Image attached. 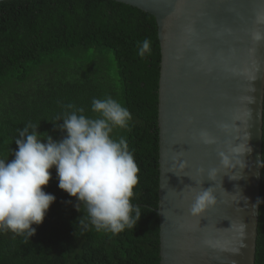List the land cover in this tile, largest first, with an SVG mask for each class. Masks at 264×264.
Returning a JSON list of instances; mask_svg holds the SVG:
<instances>
[{
    "label": "trees",
    "instance_id": "16d2710c",
    "mask_svg": "<svg viewBox=\"0 0 264 264\" xmlns=\"http://www.w3.org/2000/svg\"><path fill=\"white\" fill-rule=\"evenodd\" d=\"M144 39L151 51L141 58ZM160 69L156 18L139 8L114 0L0 2V158L14 159L18 130L28 122L59 140L65 133L50 121L63 116L65 105L94 117L93 98L111 96L132 114L129 128L113 136L126 139L138 164L132 203L142 213L135 229L117 235L77 231L84 209L59 188L53 168L45 191L55 202L31 239L0 233V264H161ZM256 264H264V124Z\"/></svg>",
    "mask_w": 264,
    "mask_h": 264
},
{
    "label": "water",
    "instance_id": "95a60500",
    "mask_svg": "<svg viewBox=\"0 0 264 264\" xmlns=\"http://www.w3.org/2000/svg\"><path fill=\"white\" fill-rule=\"evenodd\" d=\"M114 1L150 13L158 24L161 264H256L264 40L255 42L251 34L264 32V23L257 22L264 0ZM201 130L217 143L204 144ZM228 143L243 146L244 167L228 174L222 169L215 181L199 173L201 167L220 166L218 151ZM176 157L189 167L173 172ZM211 186L216 205L190 215L191 187Z\"/></svg>",
    "mask_w": 264,
    "mask_h": 264
},
{
    "label": "clouds",
    "instance_id": "9594fccd",
    "mask_svg": "<svg viewBox=\"0 0 264 264\" xmlns=\"http://www.w3.org/2000/svg\"><path fill=\"white\" fill-rule=\"evenodd\" d=\"M257 22L264 23V15ZM251 36L255 42L264 40V32L259 30ZM150 51L148 39L138 44L137 54L141 58ZM91 111L96 114L94 117L84 115L83 108L65 105L63 116L50 121L65 133L59 140L48 132H39L40 125L32 122L18 130V149L12 151L14 159L0 158V233L11 231L26 240L36 234L34 225L43 223L56 200L55 195L45 191L53 168L59 188L76 198L77 211L84 209V214L77 218V231L91 228L117 235L135 229L142 216L141 207L132 203L140 170L126 139L113 136L114 129L129 128L132 114L111 96L93 98ZM199 137L204 144L217 143V138L207 130H201ZM245 153L242 145L228 143L218 151L219 167H201L198 172L215 181L222 169L228 174L238 166L244 167L241 157ZM188 167V161L179 157L172 163L175 173ZM191 192L194 199L189 212L194 217L217 203L214 186L199 191L191 187Z\"/></svg>",
    "mask_w": 264,
    "mask_h": 264
}]
</instances>
